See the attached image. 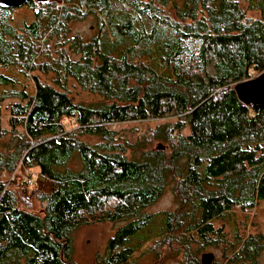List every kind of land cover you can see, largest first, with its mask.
<instances>
[{
    "label": "trees",
    "instance_id": "1",
    "mask_svg": "<svg viewBox=\"0 0 264 264\" xmlns=\"http://www.w3.org/2000/svg\"><path fill=\"white\" fill-rule=\"evenodd\" d=\"M71 1L72 9L37 11L20 32L10 24L11 8L0 7V64L21 60L24 72L52 71L57 85L34 77L33 94L10 91L14 79L0 73V102L20 100L9 107L6 149L0 129V264H70L72 231L93 221H125L107 243L106 264H134L153 234L182 248L187 264H202L198 254L220 243L224 264H263L264 233L236 229L229 239L224 222L264 200V105H246L234 91L264 73V0ZM170 3L173 16L158 9ZM252 10L260 16H247ZM93 11L104 16L100 33L59 41L52 57L49 40ZM68 78L98 99L75 102ZM165 114L177 120L151 129L138 141L141 155L127 158L128 142L109 125ZM64 118L78 128L67 131ZM150 140L157 143L146 148ZM74 158L78 168L70 166ZM17 168L37 169L30 181L38 184L42 214L22 207L10 188ZM28 178L19 183L23 190ZM168 187L179 207L148 229L145 208Z\"/></svg>",
    "mask_w": 264,
    "mask_h": 264
},
{
    "label": "rangeland",
    "instance_id": "2",
    "mask_svg": "<svg viewBox=\"0 0 264 264\" xmlns=\"http://www.w3.org/2000/svg\"><path fill=\"white\" fill-rule=\"evenodd\" d=\"M150 1V0H144ZM181 2L182 0H177ZM35 7L31 8L27 4L19 7L11 8L10 10V24L20 32V29L25 23L31 22L35 17L37 11L47 10L49 8L61 9L62 7H69L72 9L73 4L71 0H46L45 2H38L33 0ZM44 3V4H42ZM173 3H170L168 7H160L163 12H169L173 16ZM245 5H247L245 3ZM84 10V6H82ZM86 11V9L84 10ZM247 16L251 18H258L260 16L259 11L252 10L247 12ZM104 16L99 14L98 11L86 12L82 19L76 20L73 18L66 25L65 30L60 32V37L58 39L49 40L47 46L51 51L52 57L56 58V50L59 48L57 42L64 41V39H72L81 37L84 40L90 39L96 34L100 33V22ZM44 37V35H43ZM56 41V42H55ZM42 43V40H41ZM43 48H46V44L42 43ZM68 45L65 44V49L67 50ZM44 57H38L36 63H40L44 60ZM73 59H77V55L71 53ZM24 62L18 60L14 65L10 67H4L0 64V73L9 74L10 77L14 79V85L10 88V91H19L25 89L29 94L34 93V77H37L40 81L49 83L53 86H57L54 83L55 74L51 72H44L42 69L33 68L27 69L24 72ZM258 76V74H253V77ZM66 86L69 96L75 102L89 103L98 99V96L89 93L87 90H83L72 78L66 80ZM3 87H0V90ZM5 89H8L5 88ZM20 101L14 96L6 98L4 101L0 102V129L2 131H7L6 135L2 136L1 146L6 149L8 146L12 145L11 127L9 125L10 111L9 107L13 102ZM24 102V101H23ZM177 120L176 114H165L164 117L160 119H147L144 121H130L122 123H113L109 125L110 129L114 130L118 141L128 142L126 145V156L127 158H138L141 155L142 145L138 142L142 137H148L151 129L161 125L163 123H173ZM64 128L67 131L75 130L78 125L75 123L74 119L64 118L63 119ZM18 131H21L18 128ZM189 133L187 128H184L183 134L187 135ZM81 139L88 143H95L99 141L98 136L82 135ZM126 140V142H125ZM130 142V143H129ZM138 142V144H135ZM157 141L150 140V142L145 145L149 148L154 147ZM3 144V145H2ZM70 166L78 168L79 162L77 158H74ZM37 169L25 170V173L21 169H16L10 174V188L17 192L20 200V205L28 210H31L37 214H42L43 203L36 196L35 190L38 184L31 182L30 180L37 176ZM31 178H28V177ZM29 179L30 185L26 189H22L23 185L19 184L20 181L24 179ZM8 184V183H7ZM6 184V186H7ZM179 207L177 200L175 199L172 190L168 187L164 193L155 202L150 204L145 208V212L148 215H152L149 222L148 229H159L161 220L163 218V213L174 212ZM226 222H224V232H227L228 238L232 239L233 232L238 229L240 234H256L264 233V200H259L256 206L250 211H234V213L228 214ZM223 221H216V225H221ZM125 221H93L89 224L82 225L71 233V254H70V264H106V252L107 243L112 238L115 230L122 226ZM154 237V238H153ZM133 243V240L131 241ZM224 243L218 245H211L201 251L198 256L201 259V255L205 252H211L214 254V260L212 264H224L225 263V249ZM197 244L193 243L192 248H196ZM179 246L175 247L174 243L167 244L163 240H159L156 234L144 242L139 251L134 254V264H187L184 252ZM260 260L264 264V251L260 256Z\"/></svg>",
    "mask_w": 264,
    "mask_h": 264
},
{
    "label": "water",
    "instance_id": "3",
    "mask_svg": "<svg viewBox=\"0 0 264 264\" xmlns=\"http://www.w3.org/2000/svg\"><path fill=\"white\" fill-rule=\"evenodd\" d=\"M32 0H0V7L14 8L23 6ZM38 2H45L46 0H35ZM234 91L237 98L244 104H262L264 105V73L241 81L234 86ZM214 254L205 252L201 255L202 264H212Z\"/></svg>",
    "mask_w": 264,
    "mask_h": 264
}]
</instances>
